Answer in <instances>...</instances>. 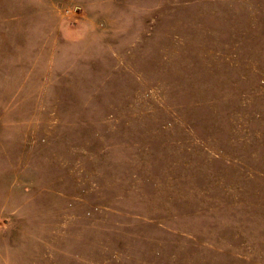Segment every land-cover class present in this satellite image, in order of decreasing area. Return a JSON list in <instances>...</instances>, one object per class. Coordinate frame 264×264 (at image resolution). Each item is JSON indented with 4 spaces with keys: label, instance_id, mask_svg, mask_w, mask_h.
<instances>
[{
    "label": "rangeland",
    "instance_id": "rangeland-1",
    "mask_svg": "<svg viewBox=\"0 0 264 264\" xmlns=\"http://www.w3.org/2000/svg\"><path fill=\"white\" fill-rule=\"evenodd\" d=\"M0 264H264V0H0Z\"/></svg>",
    "mask_w": 264,
    "mask_h": 264
}]
</instances>
